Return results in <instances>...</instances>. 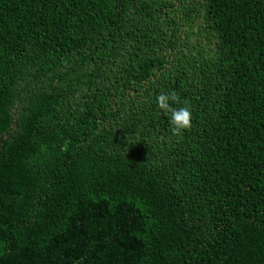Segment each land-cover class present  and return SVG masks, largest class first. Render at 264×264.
<instances>
[{
    "label": "trees",
    "instance_id": "16d2710c",
    "mask_svg": "<svg viewBox=\"0 0 264 264\" xmlns=\"http://www.w3.org/2000/svg\"><path fill=\"white\" fill-rule=\"evenodd\" d=\"M0 264H264V0H0Z\"/></svg>",
    "mask_w": 264,
    "mask_h": 264
},
{
    "label": "clouds",
    "instance_id": "9594fccd",
    "mask_svg": "<svg viewBox=\"0 0 264 264\" xmlns=\"http://www.w3.org/2000/svg\"><path fill=\"white\" fill-rule=\"evenodd\" d=\"M174 98V93H161L157 96L156 102L160 109L170 113L173 134L181 135L183 130L190 129L192 126V112L187 102H185V106L173 108L168 101Z\"/></svg>",
    "mask_w": 264,
    "mask_h": 264
},
{
    "label": "rangeland",
    "instance_id": "374dc122",
    "mask_svg": "<svg viewBox=\"0 0 264 264\" xmlns=\"http://www.w3.org/2000/svg\"><path fill=\"white\" fill-rule=\"evenodd\" d=\"M186 15V14H185ZM183 16V15H182ZM186 20V19H185ZM198 24L195 26H191V24H189L188 26H186L184 28V37L186 36L187 32L190 30L192 33L191 36V40L193 41V43L202 46L204 45L203 43H206L208 38L210 37L208 30H206V26L203 23V20L199 19Z\"/></svg>",
    "mask_w": 264,
    "mask_h": 264
}]
</instances>
